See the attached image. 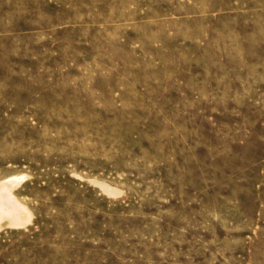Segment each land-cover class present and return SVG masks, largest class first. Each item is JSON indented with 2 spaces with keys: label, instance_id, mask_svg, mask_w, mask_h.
Returning a JSON list of instances; mask_svg holds the SVG:
<instances>
[{
  "label": "rangeland",
  "instance_id": "rangeland-1",
  "mask_svg": "<svg viewBox=\"0 0 264 264\" xmlns=\"http://www.w3.org/2000/svg\"><path fill=\"white\" fill-rule=\"evenodd\" d=\"M0 264H264V0H0Z\"/></svg>",
  "mask_w": 264,
  "mask_h": 264
}]
</instances>
